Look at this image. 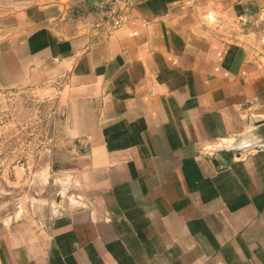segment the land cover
<instances>
[{
    "label": "crops",
    "instance_id": "crops-1",
    "mask_svg": "<svg viewBox=\"0 0 264 264\" xmlns=\"http://www.w3.org/2000/svg\"><path fill=\"white\" fill-rule=\"evenodd\" d=\"M96 2L0 0V92L54 98L64 157L0 264H264V56L237 29L264 0H137L112 33Z\"/></svg>",
    "mask_w": 264,
    "mask_h": 264
},
{
    "label": "rangeland",
    "instance_id": "rangeland-1",
    "mask_svg": "<svg viewBox=\"0 0 264 264\" xmlns=\"http://www.w3.org/2000/svg\"><path fill=\"white\" fill-rule=\"evenodd\" d=\"M237 29L239 40L264 56V10ZM59 130L54 98L18 88L0 92V218L42 222L49 217L63 182L54 180L61 170L52 172L62 167V152L56 151V162L51 163L47 151L60 144Z\"/></svg>",
    "mask_w": 264,
    "mask_h": 264
},
{
    "label": "built area",
    "instance_id": "built-area-1",
    "mask_svg": "<svg viewBox=\"0 0 264 264\" xmlns=\"http://www.w3.org/2000/svg\"><path fill=\"white\" fill-rule=\"evenodd\" d=\"M137 0H97L96 6L104 13L101 19L93 21L92 25L95 28L101 27L103 23H108L107 33H112L120 27L134 3ZM210 146H207L208 148Z\"/></svg>",
    "mask_w": 264,
    "mask_h": 264
}]
</instances>
